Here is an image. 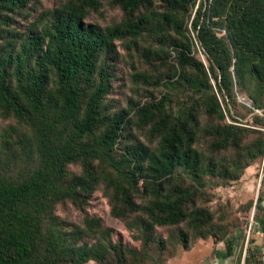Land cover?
Returning a JSON list of instances; mask_svg holds the SVG:
<instances>
[{
  "label": "trees",
  "instance_id": "1",
  "mask_svg": "<svg viewBox=\"0 0 264 264\" xmlns=\"http://www.w3.org/2000/svg\"><path fill=\"white\" fill-rule=\"evenodd\" d=\"M35 1L0 0V115L22 128L15 137L0 131V264H141L152 246L166 247L157 227L184 223L171 235L183 246L212 235V214L197 204L206 177L237 179L264 154L263 132L248 141L249 129L224 121L225 95L246 77L264 94V0H109L123 17L105 27L86 21L103 0H65L24 29L14 25ZM143 37L148 68L134 78L164 79L169 90L112 110L105 100L115 41L138 48ZM176 84L191 102L179 104ZM227 150L234 157L223 162ZM73 164L80 171L72 174ZM101 184L139 248L108 239L98 217L69 225L55 214L66 200L82 207Z\"/></svg>",
  "mask_w": 264,
  "mask_h": 264
},
{
  "label": "rangeland",
  "instance_id": "2",
  "mask_svg": "<svg viewBox=\"0 0 264 264\" xmlns=\"http://www.w3.org/2000/svg\"><path fill=\"white\" fill-rule=\"evenodd\" d=\"M64 1L36 0L28 19L22 15L16 16L14 25L17 24L19 28L24 29L28 23L40 17L42 13L46 15L49 9ZM122 17L123 14L119 7L112 5L109 0H103L98 10L88 14L86 21L95 22L105 27L120 21ZM188 25L191 29L190 21ZM190 33L193 35L192 29ZM148 43L149 40L146 37L138 40V48L128 39L115 41L117 55L107 61L112 73V86L105 100L112 110L130 108L129 106L133 108L136 103L152 99L154 96L159 98L169 90L163 85L164 79L161 84L154 85L138 82L134 78L137 71L148 68L141 58V51ZM195 54L207 65L206 57L200 47L196 46ZM168 62L174 63V55L168 58ZM159 69L161 70V66ZM164 69L163 66L162 70ZM238 86L233 87L231 96L225 95L224 102L227 110L222 102V95L219 93L217 95L225 110L224 121L232 123L234 119L236 121L233 123L249 129L246 131L247 140L252 141L258 135V131L264 133V94L256 88V83L249 77L245 78L243 85ZM171 91L173 96L179 100V104H182L183 100L191 102L193 99L190 97L191 93L184 92L183 87L178 84L171 88ZM133 110L130 111V114L133 113ZM6 129H9L14 137L22 131L21 125L14 118L0 115V131ZM133 133L149 143V137L145 130L134 126ZM201 139L200 145L204 138ZM233 157V150H227L219 156L223 162L230 161ZM68 171L72 174L77 173L80 171V166L69 165ZM184 176L185 174L182 173V177ZM206 179L207 185L200 190L197 204L205 206L211 212L214 233L206 237L192 235L190 243L183 246L177 238L171 235L179 230H187L184 223L157 227L156 232L165 238L166 247L164 250H159L152 246L151 257L141 264H183L185 261H189L191 256L196 255L197 251L215 254L223 247L231 248V244L238 250V254L243 248L245 240L249 239L251 242L260 229L264 231V154L249 161L237 179L214 175L207 176ZM54 212L69 225L83 224L85 217H98L102 230L109 233L108 239L120 241L127 246L136 248L140 246L135 230L129 228L124 220L111 214L110 199L103 184L96 188L82 207H77L66 200L59 202L55 206ZM98 237L85 236L84 239L92 243ZM84 264L98 263L90 260Z\"/></svg>",
  "mask_w": 264,
  "mask_h": 264
},
{
  "label": "crops",
  "instance_id": "3",
  "mask_svg": "<svg viewBox=\"0 0 264 264\" xmlns=\"http://www.w3.org/2000/svg\"><path fill=\"white\" fill-rule=\"evenodd\" d=\"M256 237L250 242L244 241L243 248L237 254L236 248L221 249L218 253H199L189 258L183 264H240L245 261L248 264H264V231L261 229L256 233ZM258 249V250H257Z\"/></svg>",
  "mask_w": 264,
  "mask_h": 264
},
{
  "label": "built area",
  "instance_id": "4",
  "mask_svg": "<svg viewBox=\"0 0 264 264\" xmlns=\"http://www.w3.org/2000/svg\"><path fill=\"white\" fill-rule=\"evenodd\" d=\"M243 99H245V98H243ZM240 264H248V263H246L245 261H243L242 263H240Z\"/></svg>",
  "mask_w": 264,
  "mask_h": 264
}]
</instances>
